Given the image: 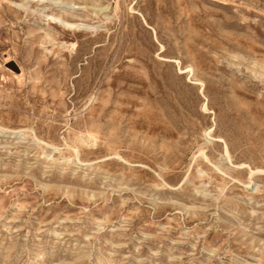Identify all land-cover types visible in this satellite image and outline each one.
Segmentation results:
<instances>
[{
  "label": "rangeland",
  "instance_id": "374dc122",
  "mask_svg": "<svg viewBox=\"0 0 264 264\" xmlns=\"http://www.w3.org/2000/svg\"><path fill=\"white\" fill-rule=\"evenodd\" d=\"M0 6V264H264V0Z\"/></svg>",
  "mask_w": 264,
  "mask_h": 264
},
{
  "label": "bare ground",
  "instance_id": "6f19581e",
  "mask_svg": "<svg viewBox=\"0 0 264 264\" xmlns=\"http://www.w3.org/2000/svg\"><path fill=\"white\" fill-rule=\"evenodd\" d=\"M19 7H22V5L21 6H19ZM24 7V6H23ZM0 8H1V6H0ZM26 10V9H25ZM47 18L49 19V20H51L52 22H57V21H59V18H55V17H52V16H47ZM46 18V19H47ZM61 20V19H60ZM47 21V20H46ZM62 22V24L66 27V28H69V29H72L75 25L74 24H69V23H66V22H63V21H61ZM63 26V27H64ZM14 69H16L17 70V67H15L14 66ZM19 76V75H18ZM19 78H21V76H19ZM226 153L228 154V151H227V149H226ZM260 172V171H259Z\"/></svg>",
  "mask_w": 264,
  "mask_h": 264
}]
</instances>
